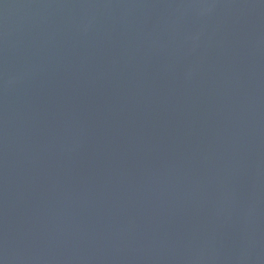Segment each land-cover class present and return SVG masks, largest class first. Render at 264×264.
I'll list each match as a JSON object with an SVG mask.
<instances>
[{
  "label": "water",
  "instance_id": "95a60500",
  "mask_svg": "<svg viewBox=\"0 0 264 264\" xmlns=\"http://www.w3.org/2000/svg\"><path fill=\"white\" fill-rule=\"evenodd\" d=\"M0 264H264V0H0Z\"/></svg>",
  "mask_w": 264,
  "mask_h": 264
}]
</instances>
